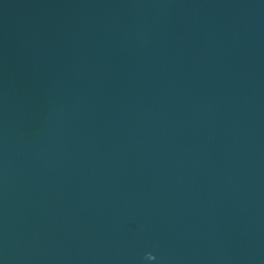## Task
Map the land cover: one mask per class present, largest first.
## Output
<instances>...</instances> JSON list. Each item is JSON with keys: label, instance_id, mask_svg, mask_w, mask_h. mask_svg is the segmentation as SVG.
<instances>
[{"label": "water", "instance_id": "obj_1", "mask_svg": "<svg viewBox=\"0 0 264 264\" xmlns=\"http://www.w3.org/2000/svg\"><path fill=\"white\" fill-rule=\"evenodd\" d=\"M0 264H264V0H0Z\"/></svg>", "mask_w": 264, "mask_h": 264}]
</instances>
